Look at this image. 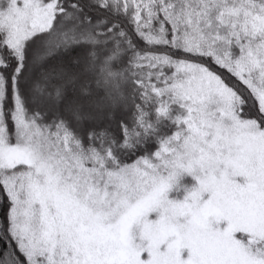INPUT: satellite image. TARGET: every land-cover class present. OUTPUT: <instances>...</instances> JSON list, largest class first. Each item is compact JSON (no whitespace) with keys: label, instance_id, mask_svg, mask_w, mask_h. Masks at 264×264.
Returning a JSON list of instances; mask_svg holds the SVG:
<instances>
[{"label":"snow or ice","instance_id":"6c2138e0","mask_svg":"<svg viewBox=\"0 0 264 264\" xmlns=\"http://www.w3.org/2000/svg\"><path fill=\"white\" fill-rule=\"evenodd\" d=\"M0 264H264V0H0Z\"/></svg>","mask_w":264,"mask_h":264}]
</instances>
